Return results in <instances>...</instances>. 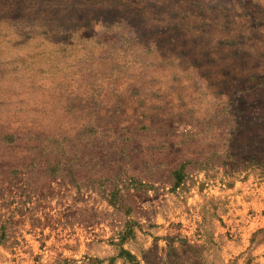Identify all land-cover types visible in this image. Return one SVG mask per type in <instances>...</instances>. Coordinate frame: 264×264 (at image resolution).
Instances as JSON below:
<instances>
[{"label":"rangeland","instance_id":"1","mask_svg":"<svg viewBox=\"0 0 264 264\" xmlns=\"http://www.w3.org/2000/svg\"><path fill=\"white\" fill-rule=\"evenodd\" d=\"M0 264H264V0H0Z\"/></svg>","mask_w":264,"mask_h":264}]
</instances>
